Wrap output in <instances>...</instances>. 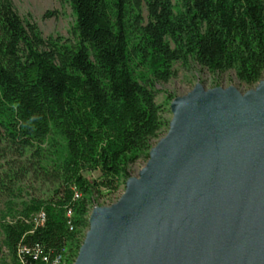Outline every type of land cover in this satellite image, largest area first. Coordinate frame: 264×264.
I'll list each match as a JSON object with an SVG mask.
<instances>
[{
	"label": "trees",
	"instance_id": "trees-1",
	"mask_svg": "<svg viewBox=\"0 0 264 264\" xmlns=\"http://www.w3.org/2000/svg\"><path fill=\"white\" fill-rule=\"evenodd\" d=\"M60 2L74 41L44 38L0 0V264L75 263L95 197L117 192L169 125L153 89L175 64L264 79V0ZM23 182L51 192L16 204Z\"/></svg>",
	"mask_w": 264,
	"mask_h": 264
},
{
	"label": "water",
	"instance_id": "water-1",
	"mask_svg": "<svg viewBox=\"0 0 264 264\" xmlns=\"http://www.w3.org/2000/svg\"><path fill=\"white\" fill-rule=\"evenodd\" d=\"M110 207L94 208L74 264H264V79L198 83Z\"/></svg>",
	"mask_w": 264,
	"mask_h": 264
},
{
	"label": "rangeland",
	"instance_id": "rangeland-1",
	"mask_svg": "<svg viewBox=\"0 0 264 264\" xmlns=\"http://www.w3.org/2000/svg\"><path fill=\"white\" fill-rule=\"evenodd\" d=\"M14 6L23 19H31L34 21L44 38L60 37L64 40L74 41L73 28L75 25V16L68 2L62 3L60 0H12ZM144 11V16L146 17ZM202 84L206 90L217 87L229 88L236 87L241 93L254 89L241 84L234 71H229L225 74H211L205 68L193 60H189L186 65L177 63L173 67V77L167 83H154L155 101L163 110L164 120L170 123L172 119L171 103L175 98L182 97L191 92L198 84ZM169 130V125L164 127L158 137L153 140L152 148L166 136ZM148 161L140 159L137 163L129 168L131 177H138L140 171L145 167ZM3 163V162H2ZM128 180V179H127ZM115 193H104L99 197H95L92 204L93 209L97 207H110L117 203L125 192V183ZM20 192L16 189L14 202L21 203L27 200L30 195L40 197H48L51 192V186L44 183L23 182L18 185ZM7 199L5 195L0 193V215L5 208ZM2 236L0 234V247Z\"/></svg>",
	"mask_w": 264,
	"mask_h": 264
},
{
	"label": "built area",
	"instance_id": "built-area-1",
	"mask_svg": "<svg viewBox=\"0 0 264 264\" xmlns=\"http://www.w3.org/2000/svg\"><path fill=\"white\" fill-rule=\"evenodd\" d=\"M76 197L78 198L79 195L76 194ZM36 221H37V224H43V222L45 221V215H44V213L41 212L40 214H38V215H37V218H36ZM59 262H60V258H58V259L54 262V264H60Z\"/></svg>",
	"mask_w": 264,
	"mask_h": 264
}]
</instances>
